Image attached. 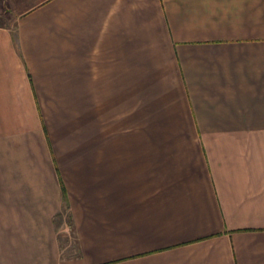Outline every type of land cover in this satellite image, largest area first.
<instances>
[{"label":"crops","instance_id":"obj_1","mask_svg":"<svg viewBox=\"0 0 264 264\" xmlns=\"http://www.w3.org/2000/svg\"><path fill=\"white\" fill-rule=\"evenodd\" d=\"M0 264H264V0H0Z\"/></svg>","mask_w":264,"mask_h":264},{"label":"rangeland","instance_id":"obj_2","mask_svg":"<svg viewBox=\"0 0 264 264\" xmlns=\"http://www.w3.org/2000/svg\"><path fill=\"white\" fill-rule=\"evenodd\" d=\"M86 89L89 88L81 87L79 98H47V104L52 116L51 121L57 131V136L63 142L85 144L89 141H102L103 134L98 135L96 133L112 129L114 122L118 120L107 118V116L106 118L103 116L92 118L98 113V110L95 109V103L92 98L89 100L86 95L82 97V92ZM98 106L103 109L102 103ZM69 244L75 247L74 240H70Z\"/></svg>","mask_w":264,"mask_h":264}]
</instances>
